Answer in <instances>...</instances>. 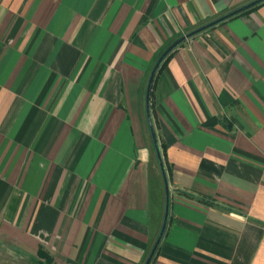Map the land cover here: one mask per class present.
<instances>
[{
    "label": "crops",
    "instance_id": "0c3cea01",
    "mask_svg": "<svg viewBox=\"0 0 264 264\" xmlns=\"http://www.w3.org/2000/svg\"><path fill=\"white\" fill-rule=\"evenodd\" d=\"M252 1L0 0V264L144 263L151 71ZM149 114L150 264H264V0L169 51Z\"/></svg>",
    "mask_w": 264,
    "mask_h": 264
},
{
    "label": "water",
    "instance_id": "95a60500",
    "mask_svg": "<svg viewBox=\"0 0 264 264\" xmlns=\"http://www.w3.org/2000/svg\"><path fill=\"white\" fill-rule=\"evenodd\" d=\"M263 0H253L252 2H249L199 28H196L195 30H192L188 33H186L185 35H183L182 37H180L179 39H177L176 41H174L161 55L160 57L158 58L156 64L154 65L152 71H151V74L149 76V79H148V83H147V89H146V112H147V119H148V124H149V127H150V131H151V135H152V139H153V142H154V146H155V149H156V154H157V159H158V164H159V167H160V170H161V174H162V177H163V182H164V193H165V203H164V213H163V219H162V224H161V227H160V230H159V233L157 235V238L148 254V256L146 257L145 261L143 264H150L151 260H152V257L162 239V236L164 234V231H165V227H166V223H167V218H168V210H169V188H168V183H167V179H166V176H165V173H164V168H163V164H162V160H161V156H160V152H159V149H158V146H157V142H156V138H155V135H154V131L152 129V124H151V120H150V114H149V92H150V86H151V83H152V80H153V77H154V74L156 72V70L158 69L159 67V64L161 63V61L163 60V58L166 56V54L171 51L177 44H179L182 40H184L185 38H188V37H191L197 33H200L202 31H204L205 29L223 21V20H226L236 14H239L247 9H249L250 7L256 5L257 3L261 2Z\"/></svg>",
    "mask_w": 264,
    "mask_h": 264
},
{
    "label": "rangeland",
    "instance_id": "374dc122",
    "mask_svg": "<svg viewBox=\"0 0 264 264\" xmlns=\"http://www.w3.org/2000/svg\"><path fill=\"white\" fill-rule=\"evenodd\" d=\"M162 179H163V177H162ZM163 184H164V182H163ZM5 260H6V259L2 258V260H1L2 263H3ZM29 264H33V263H32V262H31V263L29 262Z\"/></svg>",
    "mask_w": 264,
    "mask_h": 264
},
{
    "label": "trees",
    "instance_id": "16d2710c",
    "mask_svg": "<svg viewBox=\"0 0 264 264\" xmlns=\"http://www.w3.org/2000/svg\"><path fill=\"white\" fill-rule=\"evenodd\" d=\"M258 4V3H257ZM254 7V6H253ZM41 253V252H40Z\"/></svg>",
    "mask_w": 264,
    "mask_h": 264
}]
</instances>
